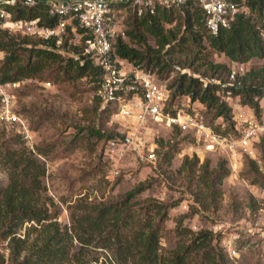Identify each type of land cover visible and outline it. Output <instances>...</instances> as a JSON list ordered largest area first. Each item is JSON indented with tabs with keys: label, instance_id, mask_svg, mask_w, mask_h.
I'll return each instance as SVG.
<instances>
[{
	"label": "rangeland",
	"instance_id": "1",
	"mask_svg": "<svg viewBox=\"0 0 264 264\" xmlns=\"http://www.w3.org/2000/svg\"><path fill=\"white\" fill-rule=\"evenodd\" d=\"M186 9L194 11V7H176L173 22L164 24L176 40L162 50L159 64L147 67L146 60L141 64L153 69L157 79L170 88L171 104L184 110L191 102L188 94L177 90L182 74L205 81L226 80L223 66L217 72L213 66L231 64L226 54L211 46L203 28L186 26ZM12 10L18 15V9ZM121 10L127 40L125 31L135 9L123 6ZM2 32L18 40L26 37L29 47L45 44L30 35ZM195 33L202 34V39L194 38ZM65 40L68 53L80 50L71 32ZM135 45L145 52L149 46L158 54L152 36L147 46ZM1 53L5 56L0 51V75ZM262 65L254 58L246 69ZM58 68V62L50 61L42 76L22 78L7 87L13 110L32 131L34 149L22 138L17 124L1 118L0 100V199L15 169L16 187L27 193L23 200L44 215L41 221L19 222L0 211V231L10 234L0 236V264H141V236L156 226L158 253L163 257L207 231L212 234L206 246L191 251L190 264H200L203 252L214 246L229 264H264V187L253 182L255 175L264 176V140L256 143L255 158L245 154L234 165L228 154L205 150L191 132L149 123L145 137L154 143L156 161L139 163L127 157L119 175L113 176L101 148L109 135H117L123 127L121 118L112 109H104L98 96L101 77L65 75ZM47 81L50 86L45 85ZM219 93L224 98L222 89ZM205 113L210 124L219 125L215 107L205 105ZM232 115V109L230 119L222 115L228 127ZM259 117H264V99ZM33 160L44 169L37 179L26 168ZM108 206L110 210L98 218L99 211ZM49 243L55 247L53 253L42 255Z\"/></svg>",
	"mask_w": 264,
	"mask_h": 264
},
{
	"label": "built area",
	"instance_id": "2",
	"mask_svg": "<svg viewBox=\"0 0 264 264\" xmlns=\"http://www.w3.org/2000/svg\"><path fill=\"white\" fill-rule=\"evenodd\" d=\"M39 6L46 7L49 17L56 19L54 24L44 23L39 16L18 17L12 10ZM123 6L133 7L139 15L144 10L154 14L157 8L197 6L210 34L229 28L245 9L233 0H0V31L30 35L43 42L52 41L64 54L68 51L62 45L71 32L80 50L68 54L81 62L88 58L99 66L98 96L104 108L112 109L114 116L121 118L123 127L117 135L107 138L101 148L113 176L119 175V167L127 157L139 163L156 161L154 143L145 137L150 129L149 123L166 124L191 132L205 150L228 154L234 165L245 154L255 158L256 143L264 140V117L260 118L254 108L243 105L238 96L229 94L223 100L232 109L233 121L228 127L220 116L219 125L214 126L208 122L204 102L192 100L188 94L189 109L178 108L171 104L170 88L160 82L155 73L116 53L115 43L124 35ZM1 57H4L3 53ZM261 62L264 65V57ZM246 65L231 61L229 79L232 83L238 79L237 84L241 86L240 77L246 73ZM16 84L15 81H0L1 118L17 124L22 138L34 149L32 131L13 110L7 91V87ZM45 85L50 86L51 82L47 81Z\"/></svg>",
	"mask_w": 264,
	"mask_h": 264
},
{
	"label": "trees",
	"instance_id": "3",
	"mask_svg": "<svg viewBox=\"0 0 264 264\" xmlns=\"http://www.w3.org/2000/svg\"><path fill=\"white\" fill-rule=\"evenodd\" d=\"M233 1L239 6H244L245 9L236 16L235 21L229 28H221L217 34L208 33L204 25V16L197 6H192L194 7L193 12H190L189 9L185 10V24L190 29L196 25L199 28H203L204 34L207 35L206 37L211 46L218 52L226 54L230 62L249 63L254 58L261 60L264 57V0ZM172 9L174 8H157L154 14L144 10L140 15L135 10V14L130 16L131 19L128 22L129 28L125 31L127 40L123 36H120L115 43L116 53L136 65H141L146 60L147 67H150L152 62H155L157 66L161 60L162 50L176 40L173 32L167 33L164 25L166 23H172L175 19ZM25 10L24 8H18L17 16H27L30 18L39 16L46 24H54L56 21L55 18L49 17L47 9L44 6L30 9L28 15H25ZM148 36H152L155 39L158 48L156 52L158 54L152 52L154 49L147 46ZM194 38L202 39V34L195 33ZM44 43L42 47H37V45L29 47L30 42L26 37L23 40H18L14 35L2 32L0 35V51L5 52V56L1 66L0 81L9 82L18 81L27 77H40L50 61L58 62V72H63L65 75L74 74L75 77L99 75L101 77V69L99 66L92 63L88 58L84 62H81L69 54L62 53L54 42L47 41ZM23 44H25V47H22ZM66 44L67 40H65L62 47ZM135 44L147 46V52L138 49ZM24 52H28L25 59L22 57ZM222 66L224 72L227 71L228 73V79L223 80L221 77H213L205 81L202 77L199 78L182 74L177 83L178 92L191 94L193 100H200L207 106L215 107L216 116L223 115L230 119L231 108L222 100L223 97L219 93L222 89L224 97L229 94L238 96L240 103L249 105L260 114V100L264 98V65L259 68L252 67L247 70L240 77L241 86L237 84L238 79L234 83L229 79L230 65H214L213 67L217 72ZM163 68L164 66L160 68L159 72ZM145 69L154 73L151 68ZM249 78H252V81H249ZM97 87H99V84ZM109 137H113V135H109ZM252 163L253 167L256 168L255 162L252 161ZM37 166L34 160L26 164V168L30 170L31 175L35 179L44 173V169H39ZM10 174L13 180L0 199V211L4 210L5 213H8L10 216L12 215L13 219L16 218L19 222L31 220L41 221L44 219V215L35 206L31 205L30 201L23 200V197L27 193H21V190L16 187L14 178L16 174L15 169ZM221 176L219 175V177ZM253 180V182L264 187V176L255 175ZM110 207H103L99 211L98 218L105 216L107 211L110 210ZM211 234V232L207 231L201 232L193 239L190 245L178 246L171 251L168 257H163L162 254L158 253L160 248L159 227L150 228L149 233L145 237H143L144 235L141 236L142 249L140 251V260L146 264H190L189 257L191 251L194 248L206 246V241ZM9 235L6 230L0 231L1 237L6 238ZM54 248L49 243L42 249L41 254H51ZM200 264H229V260L225 257L222 250L214 246L203 252Z\"/></svg>",
	"mask_w": 264,
	"mask_h": 264
}]
</instances>
